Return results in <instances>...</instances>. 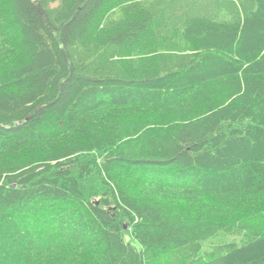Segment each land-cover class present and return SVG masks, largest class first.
Wrapping results in <instances>:
<instances>
[{"label":"trees","instance_id":"trees-1","mask_svg":"<svg viewBox=\"0 0 264 264\" xmlns=\"http://www.w3.org/2000/svg\"><path fill=\"white\" fill-rule=\"evenodd\" d=\"M0 264H264V0H0Z\"/></svg>","mask_w":264,"mask_h":264}]
</instances>
